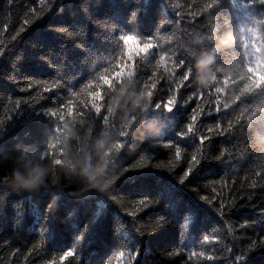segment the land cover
<instances>
[{
    "label": "trees",
    "instance_id": "obj_1",
    "mask_svg": "<svg viewBox=\"0 0 264 264\" xmlns=\"http://www.w3.org/2000/svg\"><path fill=\"white\" fill-rule=\"evenodd\" d=\"M199 2L200 0H102L97 4L96 0H58L57 6H62L63 11L57 13L54 7L37 19L14 43L12 51L0 58V132L7 133V146L11 148L20 141L30 144L43 139L42 130L51 121L40 112V105L51 106L41 100L40 96L45 89L52 87V78H57L61 80V86L49 95H55L59 103L65 102L72 91H79L81 94L73 96V105L66 112L60 113L65 117L59 121L63 132L57 133L54 139L49 138V144L54 145L49 148L51 156L62 158L61 149L67 142L75 148H88L92 162L95 163L98 157L91 144L103 135L102 124L97 121L96 129L100 133L90 136L87 128L80 123V113L81 105L85 102L91 105L90 93L98 85L85 89L84 84L104 68L112 70L118 64L119 53L123 48L122 42L118 43L119 35L131 34L136 37L130 41L133 46L151 42L160 55L171 56L172 50L181 47L200 53V56L211 51L217 37L225 33L216 29L215 18L210 25L207 20L203 24L200 20L171 23L175 15L199 16L201 8L195 7ZM6 4L7 0H0V44L5 47L11 42L13 27L18 30V21L23 18L31 22L42 16L47 11V0H35L34 3L32 0H17L11 9ZM137 8L139 13L133 22L130 20V13ZM213 11L220 14V23L232 26L228 32L235 34L234 44L237 43L234 52L225 54L226 65L217 67H224L225 71L230 72L239 71L237 64L248 59L244 52L251 50L252 42L260 39L258 22L264 19V5H253L250 0H221ZM189 23H194V27H189ZM5 25L8 26L7 31ZM58 27L72 28L79 35L67 37L56 30ZM190 44L193 47L189 48ZM206 44L211 46L205 47ZM245 45L249 46L248 49ZM17 55H22V58L16 60ZM141 64V71L136 75L139 81H147L148 73L154 76L172 73L174 79L179 78V69L174 68L171 59L160 60L159 64L156 61L142 60ZM13 78L15 82H11ZM127 79L125 75L124 80ZM119 83L115 94L108 96L105 92V98L110 103L116 100L121 109L135 103L134 115L137 119L132 133L138 137L144 133L143 138H150L129 139V144L134 145L145 159L141 160L139 156L135 158L136 153H128L127 149L121 153V158L126 164L151 162L161 167L138 170L135 183L126 181L128 173L115 182L114 194L123 200V207L101 189L94 187L88 188L79 198L73 196L81 188L87 187L88 183L71 174L65 176L62 191L69 195H59L61 186L55 190L59 198L57 208L49 218L50 224L43 219L52 199L50 191L41 189L24 190L22 193L7 192V186L0 184V196L5 200L3 208H0V264H80V261L81 264H102L105 259L111 264H134L128 259L129 249L135 250L137 246L140 247V255L136 264H231L227 250L234 249V239L238 240L243 235L254 242L264 243V217L259 213V209L264 208V190H261L264 186V131L254 132L252 138H247V114L243 129L237 123L235 113L224 117L220 124L226 129L230 122L232 135L228 140L217 137L218 142L214 141L211 146L214 151L212 155H218L215 153L218 148L227 149L224 163L204 164L202 169L193 174L195 179L190 177L181 185L176 179L181 171L177 165L185 159V152L195 154L194 149H191L195 146V137L177 142L181 151L179 157L173 156L175 149L169 151L163 148V143L166 142L163 137L178 140L175 134L185 122L184 113L174 110L169 114L174 119L167 120L164 116L151 114L150 107L141 110V103L150 105V100L163 97L164 92H154L153 97L149 98L146 93L141 96L131 83L126 84L124 92H119ZM213 85L215 81L207 87V94L200 102L201 107H206L208 100L215 96ZM193 86L197 89L194 81ZM157 87L159 89L161 85L158 83ZM143 88L144 83H141V91ZM231 91L229 86L228 97L231 96ZM181 92L184 95L190 94L183 89ZM219 98L224 99L225 94L222 93ZM96 99L99 102V97ZM19 100L30 101V105L18 110L14 102ZM249 100L252 111H255L262 107L260 103H264V92L253 94ZM31 106L35 107V114ZM195 107L196 101L191 104V108ZM260 115L264 113L257 112V116ZM9 117H15L14 121L9 120ZM149 124L160 133L159 145L152 132L148 131ZM116 125L117 129L110 136L117 134L120 128L118 120ZM93 127L95 128L94 123ZM214 127L215 122L206 119L201 121L198 115L195 122L196 136L207 134L215 137V131L207 132L208 128ZM233 136L237 138L233 139ZM157 146L160 147L158 152L149 151ZM203 147H208L207 141ZM21 150L29 153L38 151L24 145L15 156ZM170 168L175 169L176 173H169ZM92 174L103 175V168L98 172L93 169ZM202 185L208 187L202 189L200 195H211L213 200L226 206L235 204L233 210L228 215L220 216L211 206L202 202L193 191L194 187ZM145 196L158 202L135 219L124 212V208L128 211L135 210L134 201ZM249 196L251 200L248 199ZM98 209H102V215L99 222L94 223L93 216ZM161 217H166L169 223L143 236L136 231L137 221L138 227L147 230L154 226L153 221ZM185 220L188 222L186 228L183 227ZM249 222H255L253 227L244 229L245 232L239 229L240 224ZM48 227L50 231L55 230V239L49 238ZM82 231L85 232L84 239L80 236ZM212 235L216 238L210 241L203 239L204 236ZM240 247L246 248L247 242L240 244ZM145 249L149 251L146 253ZM64 251H73L75 258L66 257L61 260ZM121 251L125 253L124 257L119 256ZM201 251L205 255H214L216 259L207 261L204 257L192 255L193 252ZM165 252L183 253V256L165 259L162 256ZM250 259L252 264H264V252L257 251Z\"/></svg>",
    "mask_w": 264,
    "mask_h": 264
},
{
    "label": "snow or ice",
    "instance_id": "obj_2",
    "mask_svg": "<svg viewBox=\"0 0 264 264\" xmlns=\"http://www.w3.org/2000/svg\"><path fill=\"white\" fill-rule=\"evenodd\" d=\"M17 0H7L6 7L11 9ZM34 3L35 0H32ZM43 2V0H42ZM102 0H96V3H101ZM221 3V0H200L195 7L201 8L200 15L196 16L195 14H191L188 16L183 15H175L171 21V23L175 24L176 21L184 22L187 21H195L200 20L203 24L205 20H207L208 24L213 22V18H215V27L216 29L223 33L228 32L232 29L231 25H226L224 23H220V14L218 12H214L213 9H216L217 6ZM251 4L264 5V0H250ZM58 0H47V11L40 17H36L35 20L29 21L28 19H20L18 21V30L16 27H13L14 34L11 35V42L7 47L3 44H0V58L4 56L6 52L12 51L14 43L18 40V38L30 27L37 19L43 17L48 12H50L54 7H56L57 13L63 11L62 6H57ZM179 7V6H177ZM35 11L34 9L32 10ZM139 13V9L132 10L130 13V20L135 22ZM260 24V39L259 41H253L251 44V50H246L244 55L248 57L246 62L237 64L239 71L230 72L225 71L224 67L218 68L213 75V81H215V96L210 98L206 104V107H201L200 102L203 97L207 94L206 89H196L193 86V79L195 76V62L199 58L200 53L189 51L183 47L178 48L176 50L171 51V56L160 55L157 52L156 47L153 43H144L142 46L136 44L133 46L130 41L136 39V37L131 34H123L119 35L118 43L123 44V48L119 53L118 64L114 66L112 70L108 68H104L97 76H94L92 79H89L87 83L84 84V88H90L94 84L98 85L96 90H93L90 95L92 97V103L89 105L85 102L81 105V121L80 123L84 125L88 130V134L91 136L93 134H99L100 131L96 129V122L99 121L102 124L103 135L111 134L113 130L117 129L116 125V115L113 111V102H109L104 93L107 92L108 96H112L115 94V88L119 83V88L123 85H128L131 83L135 91L139 92L141 96L146 93L147 97L151 98L154 95V92H164V96H158L157 100H150V109L151 114L153 115H161L164 116L167 120L174 119L173 116L169 114L173 113L176 110L177 113L183 112L185 115V122L179 131L176 132V137L178 140L173 139H163L166 140L163 143V148L168 149L173 152V156L179 157L181 155V151L178 147V141L184 140V138L195 137V146L191 149H194L195 154H190L185 152V159L178 164L180 167V174L176 176L178 182L183 185L185 181L189 180L190 177L195 179L196 177L193 175L198 170L202 169L204 164H212L214 162H218L223 164L226 159L227 149H220L215 153L218 155H212L213 142H218L217 137H224L225 140H228V137L232 135L233 128L231 123L229 122V126L225 129L221 126L220 120L224 117H227L230 114H236V121L240 124V128H245V116L247 114V132L245 133V137L252 138L253 133L257 131H264V115L257 116V112L264 113V103H260L262 107H258L255 111H252L251 105L252 103L249 100L253 94L257 92H264V19H261ZM189 27H194V23H189ZM8 26L5 25V31H7ZM57 31L63 32L67 37H75L79 35L77 31L72 28L66 27H58ZM252 31V29H249ZM205 47H210L211 45H204ZM236 44H232L231 46L221 49L216 53V66L218 65H226V53H231L235 51ZM193 47L191 44L189 48ZM248 45H245V48L248 49ZM199 48V47H198ZM151 50V52L149 51ZM143 54V55H142ZM159 55V60H157V56ZM22 55H17L15 57L16 60H20ZM165 58L171 59L173 61V66L175 69H179V78L174 79V75L169 73L167 76L160 74L158 76H154L151 73L147 74V81H139L136 79V75L141 71L142 60H147L149 62L156 61L159 64L160 60H164ZM127 75L128 79L125 81L124 77ZM222 76V79L220 78ZM11 82H15L14 78ZM27 82V81H26ZM61 80L57 78H52V87L47 88L41 93L40 99L47 102L51 107H45L40 105V112L43 116L47 117L51 124L48 127L43 128V135L41 140H35L30 144H25L23 141L17 142L11 148L7 146L6 136L7 133L0 132V184L6 185L7 192H15L22 193L24 190H13L10 186V171H11V159L15 156L18 149L24 145L29 146L34 150L41 151L45 154L46 158L51 160H58L59 158H52L51 153L49 151L50 147H54V145L49 144V138H55L57 133L63 132V127L60 125L59 121L65 119L61 112H66L74 103L72 97L79 96L81 92L72 91L71 95L66 98L65 102L59 103L56 99L55 95H49L54 93V90L61 86ZM144 83L143 91L140 89V84ZM160 84L161 87L158 89L157 84ZM219 85V86H216ZM103 86H107L104 88ZM229 86L231 87V96L228 97L227 93L229 90ZM149 88L151 90H149ZM184 92L190 93L189 95H184L181 90ZM225 94V98H219L221 94ZM97 97H99V102H97ZM196 101V107L191 108V104ZM15 107L19 110L23 106H29L30 101L27 100H19L14 102ZM38 103V102H37ZM33 109V114H35V107L31 106ZM94 110V111H93ZM198 115L203 120H210L215 122L214 128H208L207 132L212 133L215 131L216 136L212 135H200L196 136L195 122L198 119ZM53 117L56 119L54 120ZM15 117H9V120L14 121ZM91 121L95 124V128L93 127V123H88ZM67 127V125H64ZM135 127V123L131 126L133 129ZM118 134V168H116L115 172H109L106 176V179L103 180L102 183L98 185L102 192L106 193L107 196L111 197L120 207H123V200L118 199L117 195H115L114 185L115 182L122 176L127 175L126 181L129 183H135L137 180L136 172L138 170L144 168H159L161 165H153L151 162L147 164H137V163H125L124 159L121 158V153L127 149L128 153L135 152V158L139 156L141 160L145 159L143 155H141L140 151H137L134 145L129 144L130 138L137 139H150L147 137L141 138L138 136H134L132 131H126L123 128H119L117 131ZM245 137H240L244 139ZM233 139L237 137H232ZM78 139V137H77ZM161 137L157 138V145L160 144ZM207 141L208 147H203ZM43 144L41 147L40 145ZM63 149V148H62ZM61 149V152H62ZM160 149L159 146L152 147L149 151L158 152ZM7 154V155H5ZM134 158V159H135ZM133 159V160H134ZM126 165V166H125ZM169 173L175 174V169H168ZM92 185H87L85 188H81V190L77 193L72 194L75 197H81L83 194L87 192L88 188H92ZM208 185H202L201 187H194L193 191H195L199 197V199L205 204L211 206L216 213L220 216L228 215L235 204H228L227 206L219 203L218 201L213 200L211 195H200L202 189H206ZM63 185L61 184V192L59 195H69V193H63ZM261 190H264V186H262ZM251 200V196L248 197ZM158 201L150 198V197H142L137 201H134L136 205L135 210L128 211L127 208H124V212L135 219L141 212L145 209L149 208L153 204H156ZM5 204V200L3 196H0V208H3ZM58 200L53 201L51 199L50 203L47 205L45 215L43 219L46 223L50 224V217L55 212L57 208ZM259 213L262 217H264V208L259 209ZM102 215V209H98L93 216V222L98 223L100 217ZM166 223H169L166 217H161L156 221H153V227L145 230L142 227H138L139 221L136 222V231L141 235H145L146 233H151L156 231L157 229L163 227ZM187 220H185L183 227H187ZM255 222H249L239 225V229L243 232L246 228H251ZM86 231V229H85ZM48 236L51 239L56 238L55 230H49L48 227ZM85 232L82 231L80 236L84 239ZM215 235L212 236H204L203 239L205 241H210L215 239ZM260 237H258V240ZM247 242L246 248H241L240 244ZM235 247L229 248L227 251L229 253L228 259L231 261V264H252V256L257 252H264V243H257L251 240L250 237H245L241 235L238 240L234 239L233 241ZM149 249H145L147 253ZM125 253L123 251L119 252L120 257H124ZM140 255V247L137 246L135 250L129 249L128 259L131 262L136 264L137 257ZM193 256L204 257L207 261H214L216 257L214 255H205V252H193ZM165 259H172L175 256H183V253L178 252H165L162 254ZM66 257L75 258V254L73 251H64L63 255L60 257L61 260ZM81 264V261H80ZM102 264H111L108 259L102 261Z\"/></svg>",
    "mask_w": 264,
    "mask_h": 264
},
{
    "label": "clouds",
    "instance_id": "obj_3",
    "mask_svg": "<svg viewBox=\"0 0 264 264\" xmlns=\"http://www.w3.org/2000/svg\"><path fill=\"white\" fill-rule=\"evenodd\" d=\"M213 32L215 27L213 26ZM235 43V34L225 32L217 37L216 43L211 51L203 53L195 62V76L193 81L197 89L207 88L213 83V75L218 71L216 66V53ZM126 85L119 88V92H124ZM140 96V95H137ZM141 110H146L149 105L141 103ZM113 111L118 120L119 127L126 131H132L131 126L136 123V104L132 103L125 109L118 106L117 101H113ZM148 131L152 132L153 138L160 137L158 130L151 124L147 125ZM133 134V133H132ZM144 133H141L143 138ZM91 148L96 150L95 163L92 162V155L86 147L75 148L70 143H65L62 149V158L50 160L41 151L29 153L21 150L14 157V163L10 171L9 186L13 190L39 191L41 189L51 192L52 200H58L57 191L65 176L71 174L85 180L89 185L98 188V185L106 179L107 174L115 172L118 168V134L110 136L104 134L95 139ZM103 168V175H93V169L99 171Z\"/></svg>",
    "mask_w": 264,
    "mask_h": 264
}]
</instances>
